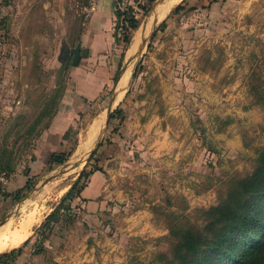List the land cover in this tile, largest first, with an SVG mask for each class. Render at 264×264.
Instances as JSON below:
<instances>
[{
  "label": "rangeland",
  "instance_id": "374dc122",
  "mask_svg": "<svg viewBox=\"0 0 264 264\" xmlns=\"http://www.w3.org/2000/svg\"><path fill=\"white\" fill-rule=\"evenodd\" d=\"M49 3L0 0V234L37 218L27 235L0 244V254L15 252L1 261L171 264L181 235L202 228L204 211L264 150V0L145 2L137 30L159 14L139 56L129 50L140 31L122 43L121 66L133 59L112 107L121 114L104 126L111 80L76 122L66 161L34 168L69 79L72 56L61 50L85 19L81 3L66 12ZM82 171L93 173L81 198L40 228Z\"/></svg>",
  "mask_w": 264,
  "mask_h": 264
},
{
  "label": "trees",
  "instance_id": "16d2710c",
  "mask_svg": "<svg viewBox=\"0 0 264 264\" xmlns=\"http://www.w3.org/2000/svg\"><path fill=\"white\" fill-rule=\"evenodd\" d=\"M145 2L152 4L154 0ZM144 3L138 4L137 8L147 14L150 7H146ZM182 9L178 5L174 12ZM116 15L117 29L122 30L121 41L127 45L130 43L131 32L139 28L140 22L131 8L123 12L117 11ZM165 25L164 20L161 26ZM119 69L114 81L118 77ZM117 114H121V110H115L110 118ZM49 124L50 121L44 129ZM67 156L62 151L54 153L48 164L61 165ZM92 157L93 155L89 161ZM92 173L82 171L78 175L58 207L46 217L40 228H49L51 222L59 221V211L66 201L81 198L87 185L82 179H88ZM204 213L205 222L202 228L185 231L173 245L171 264H264V150L259 152L253 171L236 181L226 198ZM14 253L11 251L0 254V263L8 264V261L1 260L13 258Z\"/></svg>",
  "mask_w": 264,
  "mask_h": 264
},
{
  "label": "crops",
  "instance_id": "0c3cea01",
  "mask_svg": "<svg viewBox=\"0 0 264 264\" xmlns=\"http://www.w3.org/2000/svg\"><path fill=\"white\" fill-rule=\"evenodd\" d=\"M48 1L54 3L53 5L49 3L50 9L63 12H66L67 8L74 6L77 2L83 4L82 0ZM144 2L145 0H100L98 10L90 18L84 19L79 31L73 34L72 48L80 45L82 49H86L87 56L81 57L77 65L71 63L69 79L59 108L48 128L39 136L34 155L30 158L34 168H43L49 165L50 158L54 153L68 151V143L76 128V122L80 118L86 117L88 105L103 96L106 87L114 79L122 64L125 51H123V42L121 41L122 30L121 28L117 29L116 12H123L131 8L137 18L139 10L137 6ZM158 14L159 10L151 17L153 15L157 17ZM148 24L145 31H136V33L140 31L139 35L135 41L133 39L129 51L135 50L138 39L148 34Z\"/></svg>",
  "mask_w": 264,
  "mask_h": 264
},
{
  "label": "water",
  "instance_id": "95a60500",
  "mask_svg": "<svg viewBox=\"0 0 264 264\" xmlns=\"http://www.w3.org/2000/svg\"><path fill=\"white\" fill-rule=\"evenodd\" d=\"M155 6L153 7V10H154ZM156 23H157V19L154 21V25ZM144 27H146V23H145ZM153 29H154L153 31H155V28H153ZM144 31H145V28H144ZM151 36H152V34L150 36H146V35L142 36L141 42L136 47V50L134 51L135 54H134L133 57H137V56H139L142 53L146 43L148 42L149 38H151ZM69 55L72 56V64L73 65H77L79 63L81 57H86L87 56V51H86V49H82L80 47V45H77L74 48H69L68 46L65 45L62 48V50H61V57H66V56H69ZM133 57L132 58H128V60H126V62L121 66V68L119 70L118 77H117V79L115 81V84L113 86V90L111 92L110 99L108 101V106H107V110H106V119H105L104 126L107 124L108 119L111 116L112 107H113V105L115 104V102H116V100L118 98L119 92L117 91V86H118V82H119L120 76L125 71L127 65L132 61ZM100 137H101V132L98 134L97 139L99 140ZM93 151L94 150L89 151L88 152V156H91ZM81 162L82 161L80 160L78 163H81Z\"/></svg>",
  "mask_w": 264,
  "mask_h": 264
},
{
  "label": "bare ground",
  "instance_id": "6f19581e",
  "mask_svg": "<svg viewBox=\"0 0 264 264\" xmlns=\"http://www.w3.org/2000/svg\"><path fill=\"white\" fill-rule=\"evenodd\" d=\"M154 16V15H153ZM155 18V16L153 17ZM152 22L153 19L150 18L149 24H148V30L147 32L150 30L151 26H152ZM146 26H147V22H146ZM144 28L146 30V27H143V31ZM134 51V50H133ZM133 51H129L130 54H133ZM126 76L123 77V81H126ZM92 133V132H91ZM90 134V133H89ZM22 222H23V228L21 230L12 232V233H1L0 234V244L2 243H11L13 241H15L18 238L24 237L26 234V232L31 229L30 227H32V225L37 221V218L34 215H29L27 217H22Z\"/></svg>",
  "mask_w": 264,
  "mask_h": 264
},
{
  "label": "built area",
  "instance_id": "2783aa9c",
  "mask_svg": "<svg viewBox=\"0 0 264 264\" xmlns=\"http://www.w3.org/2000/svg\"><path fill=\"white\" fill-rule=\"evenodd\" d=\"M100 0H82L83 4L80 5L81 14L88 19L98 10Z\"/></svg>",
  "mask_w": 264,
  "mask_h": 264
}]
</instances>
